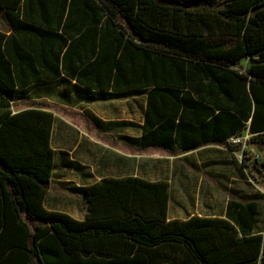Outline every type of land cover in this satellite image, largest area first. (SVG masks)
<instances>
[{"label":"trees","instance_id":"1","mask_svg":"<svg viewBox=\"0 0 264 264\" xmlns=\"http://www.w3.org/2000/svg\"><path fill=\"white\" fill-rule=\"evenodd\" d=\"M0 10L12 27L0 31V264H264L261 192L234 191L224 217L169 220L168 180L105 178L81 189L85 220L48 210L55 116L35 101L13 110L20 88L65 74L91 100L146 96L138 147L229 145L248 131L264 150V0H0ZM248 154L242 179L264 176Z\"/></svg>","mask_w":264,"mask_h":264},{"label":"crops","instance_id":"2","mask_svg":"<svg viewBox=\"0 0 264 264\" xmlns=\"http://www.w3.org/2000/svg\"><path fill=\"white\" fill-rule=\"evenodd\" d=\"M0 16L6 24V29L0 31L10 34L12 27L7 15L0 10ZM26 73L33 82L31 70H26ZM93 91L65 74L60 77L46 75L20 88L19 98L14 103H19V106L14 108L13 105L16 112L27 108L33 101H42V108L55 116L51 135L55 168L45 199V207L48 210L61 211L77 220H85L88 208L81 189L105 178L141 177L150 181L168 180L171 184L170 179L146 178L145 168L141 163L153 157V152L161 151L176 159L186 160L192 157V166L199 173L203 171L211 178L219 179L216 182L208 181V191L204 190L211 207L215 206V195L221 191L225 192V196L218 200L222 212L210 215L197 210L196 213L183 216L182 210L187 209L189 203L199 205L201 193L203 194L202 178L196 191L189 186H180L179 190H176L177 205L174 212L171 187L168 219H186L195 214L225 216L230 199L226 193L237 189L232 188V182L242 183V142L232 143L229 138V145L208 142L190 150H182L178 146L171 149L138 147L136 139H140L144 132L146 96L88 99L87 96ZM139 97L143 98L142 119L136 122L134 105ZM54 103L61 106V109L56 110L49 106ZM247 134L250 133L246 131L243 135L236 136L242 138ZM257 156L262 158L259 154ZM218 165L221 166L220 169L217 168ZM235 191L239 192L238 189Z\"/></svg>","mask_w":264,"mask_h":264},{"label":"rangeland","instance_id":"3","mask_svg":"<svg viewBox=\"0 0 264 264\" xmlns=\"http://www.w3.org/2000/svg\"><path fill=\"white\" fill-rule=\"evenodd\" d=\"M0 29H6V24L4 19L0 16ZM34 102V101H33ZM36 103H40V105L43 104L42 101H35ZM32 103V102H31ZM143 103V98L139 97L135 101V119L136 122L140 121L142 119V112H141V105ZM19 103L14 104V108H18ZM50 107L54 109H61V106H59L57 103L55 104H49ZM246 148L249 149V154L246 155L251 158H256L259 154L260 160L264 161V150H259L256 147H249L246 145ZM153 157H150L149 159L141 161L143 164L142 166L145 168L146 178L148 179H170L171 180V187H172V194H173V204H172V211H175V207L177 205L176 202V190H179L180 186H189V188L193 187V190L196 191V189L199 186L200 179L202 178V186L201 191H203V194L201 193V200L199 201V205L193 204V202L188 204L187 209L182 210L183 216H188L192 213H196V211H200L203 214H214V213H220L222 212V207L219 205L218 200H220V197L225 196V192L221 191L218 192L215 196V206L214 208L210 206V201L206 199V195L204 194V190L208 191V188L206 186L208 181H219L217 178H211V176L207 175L206 172H198L195 167L192 166V160L193 158L190 157L188 159H182V158H172L171 155L166 154L164 152H156L152 153ZM218 169L221 168V166H217ZM202 176V177H201ZM235 182V181H234ZM232 188H237L239 190L238 195L242 197H249L252 194H255L256 192H261L264 194V176L253 173V176H248L247 179H242V183H233L232 182ZM235 189V190H237ZM232 189V193L235 191ZM229 191V190H228ZM230 191L226 193V195H229L232 197V194ZM57 211V210H55Z\"/></svg>","mask_w":264,"mask_h":264},{"label":"built area","instance_id":"4","mask_svg":"<svg viewBox=\"0 0 264 264\" xmlns=\"http://www.w3.org/2000/svg\"><path fill=\"white\" fill-rule=\"evenodd\" d=\"M251 134H247L246 136H242V138H239L238 136H232L230 138V142L232 143H241L242 142V147L243 149L246 148L247 145V140L250 138Z\"/></svg>","mask_w":264,"mask_h":264}]
</instances>
